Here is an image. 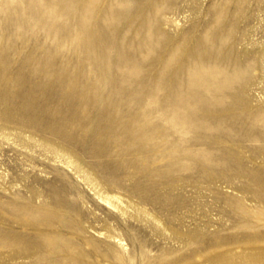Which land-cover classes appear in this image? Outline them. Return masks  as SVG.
<instances>
[{"label": "rangeland", "instance_id": "rangeland-1", "mask_svg": "<svg viewBox=\"0 0 264 264\" xmlns=\"http://www.w3.org/2000/svg\"><path fill=\"white\" fill-rule=\"evenodd\" d=\"M262 257L264 0H0V264Z\"/></svg>", "mask_w": 264, "mask_h": 264}, {"label": "bare ground", "instance_id": "bare-ground-1", "mask_svg": "<svg viewBox=\"0 0 264 264\" xmlns=\"http://www.w3.org/2000/svg\"><path fill=\"white\" fill-rule=\"evenodd\" d=\"M257 257H258V256H256L255 254H254V255H252V254H251V255H250V254H248V258H249V259H252V258H257ZM262 258H263V257H262ZM263 259H264V258H263Z\"/></svg>", "mask_w": 264, "mask_h": 264}]
</instances>
